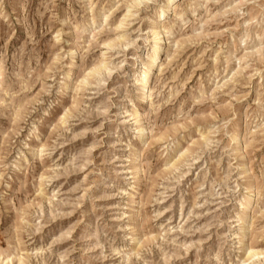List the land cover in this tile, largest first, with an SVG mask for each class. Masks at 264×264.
<instances>
[{
	"label": "rangeland",
	"instance_id": "obj_1",
	"mask_svg": "<svg viewBox=\"0 0 264 264\" xmlns=\"http://www.w3.org/2000/svg\"><path fill=\"white\" fill-rule=\"evenodd\" d=\"M165 2L0 0V264H264V0Z\"/></svg>",
	"mask_w": 264,
	"mask_h": 264
},
{
	"label": "bare ground",
	"instance_id": "obj_2",
	"mask_svg": "<svg viewBox=\"0 0 264 264\" xmlns=\"http://www.w3.org/2000/svg\"><path fill=\"white\" fill-rule=\"evenodd\" d=\"M172 1L173 0H167V2H165L164 6H163V9L160 10L159 12V17L161 18L162 16L166 15L168 12L171 11V8H172ZM177 1V0H176ZM143 2V1H142ZM174 8V7H173ZM168 15V14H167ZM166 18V17H165ZM164 20V19H163ZM161 26V25H160ZM159 27V26H158ZM155 30L154 34H155V42H154V45L152 46V55L148 61L147 64H145V67L143 68V71L140 72V79L139 81H141L142 85H143V93H142V96H141V100L145 101V99L148 98V95L144 92L145 88H146V84H147V80L148 78L150 79V74L154 68V65H155V62L157 61V57L159 55V52H160V43L161 42V34H164L162 31H159V29ZM164 28V27H163ZM167 35V34H166ZM164 36V35H163ZM165 37V36H164ZM165 40V39H164ZM165 42V41H164ZM162 46V45H161ZM75 59V58H74ZM74 61V60H73ZM76 64V63H75ZM157 64V63H156ZM73 66V65H72ZM105 66L104 65H101L100 67H98L96 70H101L102 68H104ZM157 67V66H156ZM73 75V74H72ZM152 77V76H151ZM67 80V79H66ZM151 80V79H150ZM71 81V80H70ZM73 82V81H72ZM139 83V82H138ZM140 84V83H139ZM67 85V83H66ZM148 87V86H147ZM142 88V87H141ZM141 90V89H140ZM151 90V89H150ZM149 91V90H148ZM66 94V93H65ZM68 94V93H67ZM69 96V95H68ZM150 96V95H149ZM150 98V97H149ZM148 98V99H149ZM150 100V99H149ZM142 108V107H140ZM145 110V109H144ZM138 122H139V119H138ZM140 123V122H139ZM40 151V150H39ZM252 192V191H250ZM249 195V194H248ZM254 195V194H253ZM256 195V193H255ZM250 200V199H249ZM248 201V199H247ZM253 201V200H252ZM249 203V202H248ZM251 203V202H250ZM244 209H246L247 207V204L244 203ZM250 206V205H249ZM248 206V207H249ZM252 209V208H251ZM250 210V209H249ZM243 212V211H242ZM244 213V212H243ZM247 214V213H246ZM243 215V214H242ZM245 215V214H244ZM249 215V214H248ZM245 218V217H244ZM250 223V222H249ZM249 227V226H248ZM251 229V228H249ZM264 253L261 252V251H257L255 249H249L248 250V257L251 259V258H254V257H258V256H261L263 255ZM1 256V255H0Z\"/></svg>",
	"mask_w": 264,
	"mask_h": 264
}]
</instances>
